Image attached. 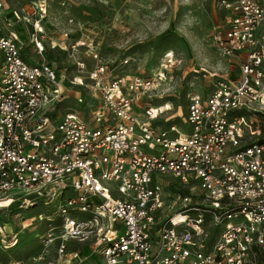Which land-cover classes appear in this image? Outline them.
<instances>
[{
	"label": "built area",
	"instance_id": "built-area-1",
	"mask_svg": "<svg viewBox=\"0 0 264 264\" xmlns=\"http://www.w3.org/2000/svg\"><path fill=\"white\" fill-rule=\"evenodd\" d=\"M49 1L9 9L0 0V203L51 205L38 214L48 227L33 261L82 264L97 254L102 264H260L264 144L252 116L264 113V0H218L226 19L212 44L237 60L238 76L219 77L206 96L187 94L188 132L155 124L168 103L139 104L162 73L126 78L100 64L68 86L43 54ZM76 87L98 97L90 120L74 111L49 116L69 92L83 102ZM162 176L182 188L170 206Z\"/></svg>",
	"mask_w": 264,
	"mask_h": 264
},
{
	"label": "rangeland",
	"instance_id": "rangeland-1",
	"mask_svg": "<svg viewBox=\"0 0 264 264\" xmlns=\"http://www.w3.org/2000/svg\"><path fill=\"white\" fill-rule=\"evenodd\" d=\"M4 1L7 8L13 9L20 0ZM225 16L218 0H53L47 2L43 19L46 38L43 54L60 67L70 87L68 80L78 75L84 81L87 72L100 64L107 66L113 76L126 78L152 79L162 73L159 85L155 82L156 89L149 97H141L139 104L145 107L168 103L170 109L160 114L155 124L160 128L175 125L188 132L190 127L183 123L187 94L206 96L219 77L233 80L238 76L236 59L220 56L212 44V32L222 25ZM14 26L23 32L28 28L22 21ZM167 53L172 54L170 61ZM77 62L84 64L81 72ZM76 89L83 102L78 103L76 94L69 92L68 97L53 106L54 112L49 116L74 111L88 122L99 104L98 97L87 88ZM138 117L143 118L141 111ZM252 118L264 128V115ZM162 177L170 206L182 188L173 177ZM7 204L8 201L0 203V264L14 261L45 264L33 261V257L41 250V237L48 227L46 219L41 220L38 214L47 215L51 205L40 200L35 205L25 203L24 207L17 202ZM70 214L86 217L74 211ZM67 244L72 248L86 246L74 240ZM54 245L49 248L48 259L55 258ZM82 264H102V260L95 254Z\"/></svg>",
	"mask_w": 264,
	"mask_h": 264
},
{
	"label": "trees",
	"instance_id": "trees-1",
	"mask_svg": "<svg viewBox=\"0 0 264 264\" xmlns=\"http://www.w3.org/2000/svg\"><path fill=\"white\" fill-rule=\"evenodd\" d=\"M57 69H60V67L58 66ZM258 115L261 117L264 114L259 113ZM260 127H261V136L258 138V142L261 144H264V128H263V126H260ZM182 193H184V192H182Z\"/></svg>",
	"mask_w": 264,
	"mask_h": 264
},
{
	"label": "flooded vegetation",
	"instance_id": "flooded-vegetation-1",
	"mask_svg": "<svg viewBox=\"0 0 264 264\" xmlns=\"http://www.w3.org/2000/svg\"><path fill=\"white\" fill-rule=\"evenodd\" d=\"M258 261L260 264H264V253L258 255Z\"/></svg>",
	"mask_w": 264,
	"mask_h": 264
},
{
	"label": "crops",
	"instance_id": "crops-1",
	"mask_svg": "<svg viewBox=\"0 0 264 264\" xmlns=\"http://www.w3.org/2000/svg\"><path fill=\"white\" fill-rule=\"evenodd\" d=\"M236 62H237V60H236Z\"/></svg>",
	"mask_w": 264,
	"mask_h": 264
}]
</instances>
